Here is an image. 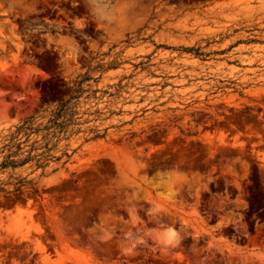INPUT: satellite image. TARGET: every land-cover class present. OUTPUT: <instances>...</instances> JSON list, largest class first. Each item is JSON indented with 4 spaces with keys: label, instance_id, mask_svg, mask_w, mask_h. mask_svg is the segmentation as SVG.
<instances>
[{
    "label": "rangeland",
    "instance_id": "1",
    "mask_svg": "<svg viewBox=\"0 0 264 264\" xmlns=\"http://www.w3.org/2000/svg\"><path fill=\"white\" fill-rule=\"evenodd\" d=\"M0 264H264V0H0Z\"/></svg>",
    "mask_w": 264,
    "mask_h": 264
},
{
    "label": "water",
    "instance_id": "2",
    "mask_svg": "<svg viewBox=\"0 0 264 264\" xmlns=\"http://www.w3.org/2000/svg\"><path fill=\"white\" fill-rule=\"evenodd\" d=\"M160 183H161V184L163 183V179L160 180ZM160 183H159V184H160Z\"/></svg>",
    "mask_w": 264,
    "mask_h": 264
},
{
    "label": "flooded vegetation",
    "instance_id": "3",
    "mask_svg": "<svg viewBox=\"0 0 264 264\" xmlns=\"http://www.w3.org/2000/svg\"><path fill=\"white\" fill-rule=\"evenodd\" d=\"M55 13V12H54Z\"/></svg>",
    "mask_w": 264,
    "mask_h": 264
}]
</instances>
